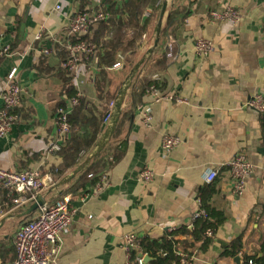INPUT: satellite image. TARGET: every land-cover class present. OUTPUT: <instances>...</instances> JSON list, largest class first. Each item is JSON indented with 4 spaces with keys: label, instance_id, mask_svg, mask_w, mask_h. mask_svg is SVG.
<instances>
[{
    "label": "crops",
    "instance_id": "crops-1",
    "mask_svg": "<svg viewBox=\"0 0 264 264\" xmlns=\"http://www.w3.org/2000/svg\"><path fill=\"white\" fill-rule=\"evenodd\" d=\"M104 2L86 0L85 11H100ZM176 3L181 8L187 6L190 15L172 39L174 62L159 75V83L165 86L158 90L160 98L146 96L125 121L121 141L126 142V152L104 174V187L98 190L97 184L76 196L65 195L68 186L53 190L61 180L57 177L58 182L43 193L48 201L70 197L76 212L53 264H130L123 248L126 235L159 239L166 231L182 226L192 229L199 209L198 194L208 185L205 176L210 170L219 171L212 204L226 212L227 220L208 250L194 255L193 264H237L235 259L220 256L238 237H242L243 254L260 252L264 239V145L261 115L248 102L256 94H264V0H169L163 28ZM228 7L241 13V22L211 18V12ZM80 8L79 0H0V51L5 47L12 51L0 58V108L12 68H18L23 90L22 105L15 111L18 120L0 140L3 169H37L48 174L62 162L59 154L48 153V148L56 132L55 111L65 97L62 71L68 58L69 25L74 15L83 11ZM161 11L151 10L147 41L140 42L138 61L153 44ZM39 34L42 39L37 41ZM199 40L212 42L216 50L199 56L195 49ZM129 73L110 70L111 92L119 86V95ZM98 74L95 62L89 59L71 73L76 91L94 102L98 100L94 83ZM75 79L82 83L79 87ZM144 106L150 108L148 125ZM166 135L182 140L168 154L161 148ZM239 153L247 155L254 169L244 192L235 196L226 164ZM144 170L153 174L147 183L140 179ZM10 201L9 192L0 184V224L10 217L0 230V243L7 246L14 244L20 227L38 214L20 219L17 214L31 205L13 210ZM1 259L10 262L14 258Z\"/></svg>",
    "mask_w": 264,
    "mask_h": 264
},
{
    "label": "trees",
    "instance_id": "trees-1",
    "mask_svg": "<svg viewBox=\"0 0 264 264\" xmlns=\"http://www.w3.org/2000/svg\"><path fill=\"white\" fill-rule=\"evenodd\" d=\"M165 0H105L103 12L108 13V19L98 22L92 28L91 40L96 45V54L89 58L95 62L99 70L95 78L97 91L96 102L85 97L79 98L70 116L72 132L69 140L58 153L61 157L60 166L54 171L58 179L69 175L80 166L94 151L101 137L106 131V123L116 104L119 86L111 92L109 85L112 84L110 70L120 62L124 72H130L140 57L142 48L141 39L145 34L150 19H144L141 11L151 6L153 11L159 12L163 8ZM81 10L85 11L86 0H79ZM91 12V11H89ZM190 10L180 7L177 3L170 12L165 27L163 28L161 41L155 53L144 62L141 70L134 80L132 90L128 95L127 107L123 110L118 125L110 141L104 146L101 153L93 158L89 166L82 171L64 191L65 195L76 196L81 192H87L89 186L99 183L100 178L109 172L124 156L126 142L121 141V134L125 121L135 110L143 104L146 96L150 95L151 89L158 90L165 86L154 80L157 75L164 74L174 62L175 45L172 39L179 26L189 17ZM167 40H170L169 45ZM65 97L58 106L65 104L66 99L77 96L78 92L72 83L71 73L64 68ZM261 127L264 145V115L261 116ZM217 195L214 184H208L198 194L200 210L205 214L193 217V228L182 226L175 230L166 231L159 239L142 238L140 251H132L130 264H136L135 260L140 254L150 258L148 264H179L181 254L198 255L208 250L213 236L219 227L227 220L226 212L213 206V198ZM211 231L212 236L207 232ZM179 237H185L181 240ZM242 237H238L224 248L221 259L242 258V264H264V239L260 252L254 255L243 254ZM181 253V254H180ZM14 244L7 246L0 243V258H15ZM12 261V260H11Z\"/></svg>",
    "mask_w": 264,
    "mask_h": 264
},
{
    "label": "built area",
    "instance_id": "built-area-1",
    "mask_svg": "<svg viewBox=\"0 0 264 264\" xmlns=\"http://www.w3.org/2000/svg\"><path fill=\"white\" fill-rule=\"evenodd\" d=\"M211 18L215 21H227L232 24H238L242 20L241 13L228 7L222 12L213 11L210 13ZM109 14L103 10L89 12H77L70 22L67 34V53L68 58L64 63V68L74 74L78 71L79 65L85 59H89L96 54V45L91 40L85 38L91 36L92 28L100 21L108 19ZM42 35L36 36V40L40 41ZM142 42L147 41V35H143ZM199 56H206L216 50V46L208 40H199L195 46ZM10 47H5L0 51V58L11 53ZM49 53V51H46ZM122 63L117 62L112 69L119 70ZM19 70L12 68L7 75L3 93L1 96L2 107L0 108V140L7 136L13 129L15 122L18 120L15 111L21 107L23 102V90L18 81ZM159 82V75L154 77ZM82 83L75 79V85L79 87ZM150 95L160 98L158 89L152 88ZM81 94L71 99H66L65 104L58 106L55 111V128L56 132L50 142L48 153H59L69 140L72 132L70 116L76 106L79 104ZM169 100H174L171 95L166 96ZM182 102V100H177ZM248 106L261 116L264 115V94H256L248 102ZM143 108V107H142ZM144 122L150 124V108L145 107ZM179 137L166 135L164 136L161 148L165 153L172 152L181 144ZM230 179L232 182V191L235 196L241 195L246 186L249 177L253 173L254 166L247 155L243 153L237 154L227 164ZM56 171V170H55ZM218 170H210L206 176L207 184H213L218 178ZM153 174L150 170H144L140 174V179L147 183L151 181ZM106 175H103L97 185V189L101 190L106 183ZM58 182L54 172L43 174L40 170L29 169L25 171H13L3 169L0 165V184L9 192L13 210H19L27 205H32L39 195H43L44 191L50 185ZM199 208H200V201ZM9 205V204H7ZM37 216L26 221L14 236L15 258L6 262L0 258V264H53L60 253L62 238L71 225L75 210L71 205V199L68 196L56 197L54 201L46 200V203L39 208ZM205 213L198 209L194 214L195 217L204 215ZM3 212L0 211V216ZM191 229V226H189ZM208 236H212V232H207ZM141 237L135 233L126 235L123 239V248L127 253L130 261L132 251H140ZM181 254V253H180ZM147 255L140 254L136 258V264H146L145 257ZM194 255L181 254L179 264H193Z\"/></svg>",
    "mask_w": 264,
    "mask_h": 264
},
{
    "label": "water",
    "instance_id": "water-1",
    "mask_svg": "<svg viewBox=\"0 0 264 264\" xmlns=\"http://www.w3.org/2000/svg\"><path fill=\"white\" fill-rule=\"evenodd\" d=\"M169 0H165L163 4V8L161 11V16L159 20V24L157 27V30L155 32L154 36V41L150 49L148 50L147 54L143 56L136 64L135 66L131 69L127 79L124 82V85L122 87V90L120 91L116 104L112 110L111 115L109 116V120L106 123V131L101 137V140L97 147L94 149V151L89 155V157L80 165L78 166L75 170H73L69 175L65 176L62 178L58 184L53 188V190H58L62 187L68 186L82 171H84L90 164L91 160L95 158L98 154L101 153L102 149L104 146L110 141L112 135L114 134L116 127L118 125V122L120 120L123 107H124V101L130 92V90L133 87V83L135 78L138 75V72L142 65L144 64L145 61L150 59V57L155 53L157 48L159 47L160 41H161V36L163 32V25L165 21V15H166V10L168 7ZM24 33V26L21 28V34ZM262 153L264 154V149H262ZM46 203V196L45 195H39L35 202L24 212L17 214V217L23 220H27L30 217H32L40 207H42ZM10 217H6L2 220L0 224V230L3 227L4 223L6 220H8ZM150 258L148 256L145 257V262L148 264L150 262ZM235 262L237 264H240L241 259L240 257L235 258Z\"/></svg>",
    "mask_w": 264,
    "mask_h": 264
},
{
    "label": "rangeland",
    "instance_id": "rangeland-1",
    "mask_svg": "<svg viewBox=\"0 0 264 264\" xmlns=\"http://www.w3.org/2000/svg\"><path fill=\"white\" fill-rule=\"evenodd\" d=\"M151 10L152 12H154L151 6H147L146 8L142 9L141 14L143 18H145V20L151 19L152 16Z\"/></svg>",
    "mask_w": 264,
    "mask_h": 264
}]
</instances>
